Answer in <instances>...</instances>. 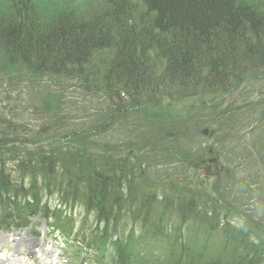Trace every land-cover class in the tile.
<instances>
[{
	"label": "trees",
	"instance_id": "obj_1",
	"mask_svg": "<svg viewBox=\"0 0 264 264\" xmlns=\"http://www.w3.org/2000/svg\"><path fill=\"white\" fill-rule=\"evenodd\" d=\"M48 2L0 7V226L45 218L89 264H264V0ZM72 87L106 106L64 119Z\"/></svg>",
	"mask_w": 264,
	"mask_h": 264
},
{
	"label": "rangeland",
	"instance_id": "obj_2",
	"mask_svg": "<svg viewBox=\"0 0 264 264\" xmlns=\"http://www.w3.org/2000/svg\"><path fill=\"white\" fill-rule=\"evenodd\" d=\"M36 5L42 6L45 10L48 8V0H34ZM60 3V1H59ZM242 93H245L246 91H241ZM65 99L67 101L71 100L73 103H66L62 107V114L61 117L64 119H72L73 117L82 116L83 119H77L78 123L88 122L90 119L89 116L97 115L100 113L104 106H106L105 101L99 100V99H91L88 96H85L78 88L72 87L71 89H68L66 92ZM53 99L48 98V104L53 103ZM55 101V99H54ZM50 108V107H49ZM51 109V108H50ZM54 112V111H52ZM121 114H124L122 118L128 119V122H131L129 119L131 117V114H129L126 111H123ZM56 115L58 116V113L56 112ZM102 116H97L99 118V124L104 123L108 119H102ZM87 118V119H84ZM101 118V119H100ZM46 119V118H44ZM63 121H67L64 120ZM59 123V122H58ZM126 127L123 130H118V126H115L113 128H110L108 133L103 135V137L100 138L101 143H110L112 144L115 142H121L123 140V137L125 135ZM210 131L208 133V136L200 137L199 136V142H201L203 145L210 143L213 141L212 138H210ZM87 140V139H84ZM83 141L79 140L78 142ZM116 144V143H115ZM10 166H15V163H10ZM155 167L159 170L162 169V166L160 164H156ZM12 172H15L14 170H11ZM245 174L247 176L252 177L254 180L259 179V175L262 172L259 169H253L252 167L248 166L244 168ZM188 173L190 175L194 174L193 170H190ZM263 173V172H262ZM197 178V175L196 177ZM158 189V188H157ZM161 190V189H158ZM51 202L54 204L56 201V198H52ZM54 201V202H53ZM73 214L77 219H80L84 215V211L77 206L76 208L73 207ZM88 225L90 226L93 222V218L89 216ZM40 223V225L38 224ZM35 231L37 233H35ZM3 234L5 237H8L10 241H7L0 247V264H8L10 263V260L8 259L10 256L12 259L11 262L17 263V264H65V260H63L64 253L62 250V245L53 238L48 230V226L44 220H40L39 218L35 217L31 219V226L25 229H12V230H0V234ZM27 239L29 242H26ZM26 244V245H25ZM20 246H24L27 250L20 251L18 248ZM30 249L31 251H29ZM32 253L31 256H27V253ZM12 253L14 255H12ZM32 257L33 259H31ZM9 261V262H8ZM12 264V263H11Z\"/></svg>",
	"mask_w": 264,
	"mask_h": 264
},
{
	"label": "bare ground",
	"instance_id": "obj_3",
	"mask_svg": "<svg viewBox=\"0 0 264 264\" xmlns=\"http://www.w3.org/2000/svg\"><path fill=\"white\" fill-rule=\"evenodd\" d=\"M6 241H8V238H6L4 235H0V247L3 245V243H5ZM29 242V241H26ZM26 245V244H25ZM20 251H24L26 248L24 246H20L18 248ZM12 255H14L12 253ZM11 256L8 258L10 260Z\"/></svg>",
	"mask_w": 264,
	"mask_h": 264
},
{
	"label": "water",
	"instance_id": "obj_4",
	"mask_svg": "<svg viewBox=\"0 0 264 264\" xmlns=\"http://www.w3.org/2000/svg\"><path fill=\"white\" fill-rule=\"evenodd\" d=\"M205 132H207V131H205ZM211 161H216V158L211 159ZM206 169H207V171H209L210 170V167H207ZM217 170H218V167L216 168L215 171L217 172Z\"/></svg>",
	"mask_w": 264,
	"mask_h": 264
},
{
	"label": "clouds",
	"instance_id": "obj_5",
	"mask_svg": "<svg viewBox=\"0 0 264 264\" xmlns=\"http://www.w3.org/2000/svg\"><path fill=\"white\" fill-rule=\"evenodd\" d=\"M4 5V0H0V7Z\"/></svg>",
	"mask_w": 264,
	"mask_h": 264
}]
</instances>
